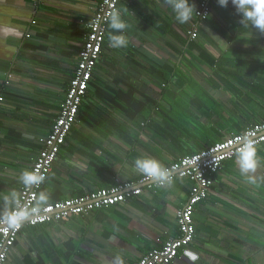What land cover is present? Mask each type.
<instances>
[{
    "label": "crops",
    "instance_id": "0c3cea01",
    "mask_svg": "<svg viewBox=\"0 0 264 264\" xmlns=\"http://www.w3.org/2000/svg\"><path fill=\"white\" fill-rule=\"evenodd\" d=\"M99 1L0 0V198L19 192V174L31 169ZM190 2L197 9L199 0ZM211 3L191 39L195 14L182 24L164 0L119 2L129 43L110 47L108 25L78 120L41 188L49 202L110 186L115 176L138 178L137 157L168 165L264 118V34L241 25L231 0ZM174 110L192 116L197 133L183 134ZM257 150L259 176L264 142ZM190 188L175 179L88 214L25 225L4 264H133L178 234L176 210ZM194 221V240L169 264H264V183H246L235 157L215 174Z\"/></svg>",
    "mask_w": 264,
    "mask_h": 264
},
{
    "label": "built area",
    "instance_id": "2783aa9c",
    "mask_svg": "<svg viewBox=\"0 0 264 264\" xmlns=\"http://www.w3.org/2000/svg\"><path fill=\"white\" fill-rule=\"evenodd\" d=\"M42 1V0H36ZM121 0H100L92 16L85 23L87 31L85 39L79 50V56L73 75L66 89L65 98L60 111L50 126V131L40 137L41 147L34 157L30 170L36 168L48 177L55 159L64 144L66 137L73 125L78 120L79 106L81 105L93 69L101 56L103 43L108 29L106 15L113 9H118ZM212 0H199L197 12L192 21V27L188 33L191 39L197 37V28L209 16L212 10ZM94 22L91 27L89 23ZM9 83L8 80L5 81ZM2 94L0 92V110L2 107ZM257 132V145L264 142V118L254 124L247 125L241 131L226 135L213 144L199 151L183 156L166 167L174 169L173 180L188 179L191 188L187 198L176 210L178 234L169 236L159 247H154L139 258L133 264H169L179 256L180 251L194 240L196 227L194 212L198 203L206 199L209 188L214 183L223 163L235 157V145L237 138L248 129ZM47 179V178H46ZM44 184V183H43ZM24 189L21 184L19 192L22 193V203H30L42 188ZM160 186L140 175L134 179H123L115 176L113 183L107 187H100L88 191L82 195L67 197L49 202L44 209L34 217L33 221H27L17 229H3L0 227V264H4L19 233L25 225H37L59 221L71 215L88 214L96 209L123 203L145 191L156 193Z\"/></svg>",
    "mask_w": 264,
    "mask_h": 264
},
{
    "label": "clouds",
    "instance_id": "9594fccd",
    "mask_svg": "<svg viewBox=\"0 0 264 264\" xmlns=\"http://www.w3.org/2000/svg\"><path fill=\"white\" fill-rule=\"evenodd\" d=\"M164 3L171 7L175 18L180 23H187L197 12L196 5L190 0H164ZM236 13L241 17V25L251 26L260 34H264V0H231ZM221 7H227L229 0H218ZM109 27L113 30L108 34L109 46L112 48L126 47L129 43L123 34L129 27L122 19L119 9L113 8L105 17ZM94 22L89 23V27ZM218 37V36H217ZM255 129L245 130L238 138L235 145L234 155L240 174L245 178L246 183L257 185L264 183V175L257 176L261 167V157L257 150V132ZM134 170L160 187H170L173 184L174 169L166 167L161 161L151 156L137 157L134 161ZM46 176L39 168L34 170L25 169L19 174V183L24 189L31 190L39 188ZM50 194L46 190L39 191L32 202L22 203V193L11 191L0 198V227L3 229H17L27 221H33L44 207L49 203ZM192 260L196 259L194 254L188 253Z\"/></svg>",
    "mask_w": 264,
    "mask_h": 264
},
{
    "label": "rangeland",
    "instance_id": "374dc122",
    "mask_svg": "<svg viewBox=\"0 0 264 264\" xmlns=\"http://www.w3.org/2000/svg\"><path fill=\"white\" fill-rule=\"evenodd\" d=\"M179 102H182V100L178 101V106H181L183 109H186V107H185L186 104H181ZM171 115L174 116L179 121V123L182 125V127L185 128L184 130H182V128H181V130L183 131V134H188L191 131H194L195 133H197L198 126L193 123L194 121L190 122V120H189L190 118H192V116H189L187 114H176L175 110L173 111V113ZM193 118H194V116H193Z\"/></svg>",
    "mask_w": 264,
    "mask_h": 264
},
{
    "label": "trees",
    "instance_id": "16d2710c",
    "mask_svg": "<svg viewBox=\"0 0 264 264\" xmlns=\"http://www.w3.org/2000/svg\"><path fill=\"white\" fill-rule=\"evenodd\" d=\"M41 190V189H40Z\"/></svg>",
    "mask_w": 264,
    "mask_h": 264
}]
</instances>
